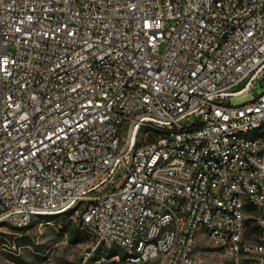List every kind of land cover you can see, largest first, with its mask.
<instances>
[{
  "label": "built area",
  "instance_id": "2783aa9c",
  "mask_svg": "<svg viewBox=\"0 0 264 264\" xmlns=\"http://www.w3.org/2000/svg\"><path fill=\"white\" fill-rule=\"evenodd\" d=\"M263 81L264 0H0V229L74 213L81 264H199L203 234L264 264Z\"/></svg>",
  "mask_w": 264,
  "mask_h": 264
},
{
  "label": "rangeland",
  "instance_id": "374dc122",
  "mask_svg": "<svg viewBox=\"0 0 264 264\" xmlns=\"http://www.w3.org/2000/svg\"><path fill=\"white\" fill-rule=\"evenodd\" d=\"M164 49V47H162ZM257 96L264 93L259 82L254 89ZM252 99L246 92L230 99L231 105L244 104ZM74 213L37 217L25 228L4 227L0 229V264H81L82 255L89 239L78 228ZM245 237L254 242L258 230L254 219L247 223ZM199 264H252L246 256L224 254L207 235H200L196 245ZM159 260L155 264H158Z\"/></svg>",
  "mask_w": 264,
  "mask_h": 264
},
{
  "label": "trees",
  "instance_id": "16d2710c",
  "mask_svg": "<svg viewBox=\"0 0 264 264\" xmlns=\"http://www.w3.org/2000/svg\"><path fill=\"white\" fill-rule=\"evenodd\" d=\"M256 229L258 230V228L256 227Z\"/></svg>",
  "mask_w": 264,
  "mask_h": 264
}]
</instances>
